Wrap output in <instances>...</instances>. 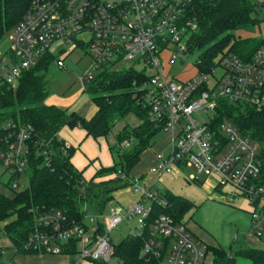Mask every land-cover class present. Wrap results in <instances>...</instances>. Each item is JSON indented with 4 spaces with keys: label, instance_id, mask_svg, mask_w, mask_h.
<instances>
[{
    "label": "built area",
    "instance_id": "2783aa9c",
    "mask_svg": "<svg viewBox=\"0 0 264 264\" xmlns=\"http://www.w3.org/2000/svg\"><path fill=\"white\" fill-rule=\"evenodd\" d=\"M193 1L34 0L11 31L8 52H0V85L15 87L20 77L47 55L54 56V63L65 69L64 56L78 47L84 48L91 60L83 83L96 78L92 70L100 73L115 70L123 61L143 62L142 70L130 66L123 69L145 75L141 100L149 108L150 120L172 134L169 153H159L150 172L160 179L162 175L176 177L190 167L194 171L184 174L187 181L204 186L213 181L214 189L232 187L257 205L264 198L262 146L232 122L215 125V118L220 100L264 109V48L247 60L224 52L209 65L199 56L194 74L175 75L173 67L185 65L184 58L193 52L190 39L197 23L188 17ZM197 113L206 117L200 119ZM29 130L10 122L0 126V164L10 178L13 176L10 185L15 189L29 163ZM119 177L132 186L137 196L133 204L109 208L103 215L90 212L86 204L84 223L69 222L59 210L49 209L37 219L42 228L30 235L23 248L60 255L64 245L78 240L75 264L110 262L115 250L110 233L136 219L130 233L144 235L154 203L168 206L153 183L124 172H119ZM99 221L103 223L102 233ZM252 227L257 235L263 234L264 205L252 212ZM145 235V264H216L207 259V245L196 239L187 223H179L167 213L154 217Z\"/></svg>",
    "mask_w": 264,
    "mask_h": 264
},
{
    "label": "trees",
    "instance_id": "16d2710c",
    "mask_svg": "<svg viewBox=\"0 0 264 264\" xmlns=\"http://www.w3.org/2000/svg\"><path fill=\"white\" fill-rule=\"evenodd\" d=\"M33 1L0 0V39L22 20ZM257 5V0H194L189 6L188 17L195 20L197 28L191 36L190 49L193 52L204 49L200 57L206 59L207 65L224 52L250 59L258 49L264 48V38L244 37L235 32L252 30L259 24V20L252 16ZM53 63L54 56L47 55L36 67L26 71L15 87L0 85V126L3 127L7 121L30 129L27 139L29 163L25 171L29 177L28 187L23 190L13 188L10 185L13 176L7 183L0 182V225L7 220L0 226V241H9L8 246L0 243V264H17L16 257L21 254H39L24 249L23 245L36 229L42 228L37 219L49 209H57L67 221L79 223H84L83 208L86 204L92 213L105 214L112 192L119 188L121 182H124L122 186L129 184L119 177V172L134 176L132 172L142 155L162 131L150 120L149 108L141 100L145 77L142 72L135 69L100 72L85 89L91 95L96 110L90 118H84L77 112H68L47 103L50 91L46 75ZM131 118H136L139 124L132 125ZM226 121L259 142L264 156V109L220 100L215 125ZM65 126L71 129L80 127L98 143L101 139L107 140L114 132L118 147L122 148L126 141H130L133 147L119 154V160L112 166H101L92 178L86 179L72 163L76 149L68 147L59 135ZM116 127L120 128L117 132ZM109 174L113 177L97 181V178H105ZM163 195L168 206L163 208L154 203L144 235L129 233L114 246V255L120 258L121 264H145V234L154 217L167 213L182 223L195 206L193 201L169 190ZM99 224V232L102 233L103 223L99 221ZM187 228L198 238L189 224ZM253 234L264 239V233L257 235L253 231ZM206 245L209 261L216 264H238V257L248 259L249 264H264V248H240L233 255L218 244ZM79 246L78 240L70 242L64 245L60 255L74 256ZM7 249L15 251L6 260Z\"/></svg>",
    "mask_w": 264,
    "mask_h": 264
},
{
    "label": "rangeland",
    "instance_id": "374dc122",
    "mask_svg": "<svg viewBox=\"0 0 264 264\" xmlns=\"http://www.w3.org/2000/svg\"><path fill=\"white\" fill-rule=\"evenodd\" d=\"M259 1L261 3L264 2V0ZM252 16L259 20V24H257L252 30H239L236 31L235 34L244 37L250 36L264 38V4L257 5L255 11L252 13ZM11 42L12 32L10 31L0 39V52H8ZM203 51L204 49H200L187 55V57L184 58L186 64L183 66L178 64L173 67L172 72L177 76L194 74L196 72L194 62L199 58ZM54 55L59 56L58 53ZM64 57L66 58V68L60 69L56 63H53L46 75L50 91L47 103L55 104L68 112H77L84 118H90L93 115V111L96 106L91 95H88L85 91V88L88 87V83H83L81 81L91 66L90 57L86 54L85 49L81 47L73 49L67 56ZM128 66L134 67L137 70H142L144 64L143 62L123 61L115 66L114 71H120ZM91 72L94 77L99 75V73L95 70H92ZM218 74H220L219 71ZM196 116L200 119L206 117L205 114L199 115L198 113ZM7 123L8 122L6 121L3 126H6ZM131 124L133 125V123ZM121 126L122 125L119 127ZM117 128L118 127L115 129L116 132L120 129ZM167 134L168 133L165 131H160L156 135L154 143L149 149L159 147V149H161L165 154H168L170 142L169 140H166L168 138ZM132 147V144L127 147H118L116 145L113 132V134L109 135L107 140L101 139L100 144L90 137L87 138L86 144L82 147V150L84 151V148H87L89 151L87 149L86 151L89 156H99V159L103 164H109L117 162L119 160V154L129 151ZM150 152H152V150L148 151V153ZM146 161L147 160L144 156L142 162L136 169L143 170L146 166ZM173 169L175 172L178 170L176 166H173ZM193 171V168L186 167L184 169V173H179L176 177L162 175L160 181H158L154 189L160 193H164L169 190L174 194L182 195L183 197L193 201L195 206L187 213L184 221L189 224V227L193 228L194 226H197L199 228H203L210 236V239L203 238L206 243L209 244L211 239H213L219 246L223 247L225 250H229L233 255H235L236 251L240 248H247L249 246L264 248V241L262 239H259L258 245L255 246L256 243L253 239L257 236L253 234L252 229V212L255 210L259 211L261 209L264 205V198L261 199L257 205H254L255 203L252 200L238 194V192L232 187L227 186L216 190L213 188V181H210L205 186L187 181L184 174L188 176ZM92 172L93 167L90 166L86 170V174ZM10 175L11 174L6 170V167L3 164H0V182L7 183L10 180ZM110 176L111 175L109 174L107 177L110 178ZM105 179L108 178H97V181H103ZM18 183V190H23L28 187V175H22L18 179ZM123 183L124 182H121L119 188L112 192L113 197L109 201L108 209L119 206H128L136 201L137 196L134 193L132 186L130 184H124L122 186ZM234 196L236 198H233ZM137 221L138 220L136 219H132V221L120 224L112 233H110L112 243L114 245L119 244L126 236H128L131 227ZM6 222L7 220L2 221L1 225ZM235 236L236 239L234 238ZM0 243L2 244L1 241ZM205 250L207 251V246H204V251ZM14 251L15 250L13 249H7L5 251V259L12 257L14 255ZM39 254L41 256L36 257V261H39L41 264H56V262L59 263L62 261L63 258L66 259V263L75 264L74 256L66 258L67 256L65 257V255ZM30 257L31 255L21 254L16 257V261L18 264H25ZM209 258L210 255L207 253V259L209 260ZM237 262L238 264L250 263L248 259L242 257H238ZM29 264H34V261H30ZM59 264L63 263L60 262ZM83 264L93 263L85 261ZM106 264H121L120 258L117 255H114L111 261Z\"/></svg>",
    "mask_w": 264,
    "mask_h": 264
},
{
    "label": "crops",
    "instance_id": "0c3cea01",
    "mask_svg": "<svg viewBox=\"0 0 264 264\" xmlns=\"http://www.w3.org/2000/svg\"><path fill=\"white\" fill-rule=\"evenodd\" d=\"M96 108L94 109L93 112H95ZM92 112V113H93ZM94 114V113H93ZM92 115V114H91ZM130 122L133 123L134 125H137L139 124L137 119L136 118H131L130 119ZM60 137L61 139H63L66 143V145L68 147L72 146L76 149V152L74 153L73 157H72V163L74 164V166L80 170L82 173H83V176L86 178V179H90L93 177V175L96 173V171L98 169L101 168V166H106V167H110L112 166L114 163H109V164H103L100 159H99V156H94V157H91L87 154V151L86 149L84 148V151L82 150V147L86 144V139L89 138L86 134V132L81 129L80 127H77V128H69L67 126H65L61 132H60ZM168 138L166 140H169V142L171 143L172 141V134L171 133H168ZM91 138V137H90ZM166 138V137H165ZM93 139V138H92ZM106 140V139H105ZM101 142V140H100ZM100 144V143H99ZM89 149V147H88ZM87 149V150H88ZM149 150H152V152L148 153ZM89 151V150H88ZM147 151V152H146ZM144 154L142 155V158H141V161L140 163L142 162L144 156L146 158V166L143 170H137L136 168L133 170L132 172V175L134 176H139L143 179L144 182H147L149 184H152L155 185L158 183V181H160V179L158 178V176L156 174H153L150 172V169L151 167H153L156 163V160H157V155L159 153H164L161 149H159V147H153L151 149H147ZM170 151V149H169ZM80 153V154H79ZM83 154V155H81ZM76 156H81V157H76ZM140 163L137 165L139 166ZM92 166L93 167V172L92 173H89V174H86V170ZM113 177L110 176V178ZM104 178V177H103ZM105 178H109V177H105ZM233 198H236L235 196ZM192 229V231L194 232V234L201 240L203 241L205 244H207L203 238L205 239H210V236L209 234L203 229V228H199L197 226H194L193 229L192 227H190ZM264 233V232H263ZM235 238V237H234ZM254 242L256 243V245H258L259 243V239L256 237L255 239H253ZM264 241V239H263ZM2 244H4L5 246H8L9 245V241L7 239H3L1 240ZM217 244L215 242V240L211 239L210 243L209 244ZM43 255V254H42ZM38 256H41L40 254H32L30 259H28L25 264H29L30 261H34V264H41L39 261L37 262L36 260V257ZM66 257V256H65ZM66 258H69V257H66ZM8 259V258H7ZM62 262L63 264H68L66 263V259H62ZM59 262V263H60ZM58 262H56V264H59ZM18 264V263H17ZM45 264V263H44ZM49 264H53V263H49ZM77 264H83V263H77Z\"/></svg>",
    "mask_w": 264,
    "mask_h": 264
},
{
    "label": "water",
    "instance_id": "95a60500",
    "mask_svg": "<svg viewBox=\"0 0 264 264\" xmlns=\"http://www.w3.org/2000/svg\"><path fill=\"white\" fill-rule=\"evenodd\" d=\"M182 63H183V62H182ZM182 63H181V64H182Z\"/></svg>",
    "mask_w": 264,
    "mask_h": 264
}]
</instances>
